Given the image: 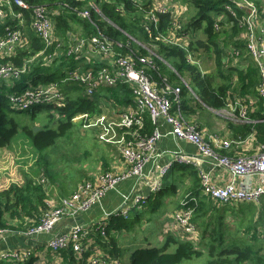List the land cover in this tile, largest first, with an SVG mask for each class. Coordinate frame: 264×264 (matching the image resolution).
Masks as SVG:
<instances>
[{"label": "trees", "instance_id": "16d2710c", "mask_svg": "<svg viewBox=\"0 0 264 264\" xmlns=\"http://www.w3.org/2000/svg\"><path fill=\"white\" fill-rule=\"evenodd\" d=\"M25 1L30 6L40 5L49 9V11H54L51 18L55 35L64 43H61L58 49L56 45H53L44 51L45 55H57L54 57L55 60L48 66H44L41 58L30 63L29 60L44 49V44L25 25L24 34L28 39L27 46L16 49L10 58L0 60V64L6 62L17 68L23 66L26 68V71L17 80L6 82L0 79V149L9 147L19 130L17 122L10 117V114L15 110L10 107L8 95L21 93L29 87L53 83V81L61 79L64 75L66 76L67 72L76 68H81L86 73L97 74L105 64L100 61L96 64H93L91 60L87 61L83 58L82 51L77 55L70 53L69 46L71 44L76 45L79 39L88 40L99 36L113 44V49L114 51L116 49L118 54L122 56L130 55L138 69L144 67L139 62L140 58H150L153 68L145 65L144 70L151 80L158 85H162L164 81L166 83H171L172 80L180 82V78L186 76L190 88L188 90L184 84L180 83V94L177 102L172 104L173 112H180L181 115L192 113L189 103L193 101V95L208 108L213 110L223 109L227 104L228 92L233 84L232 80L236 77L239 84V90L236 91L238 95L240 97L253 96L258 99L259 109L249 115V118L253 120L262 118V101L256 91L259 85V73L254 64L249 62L247 68L243 70L233 66L223 68L225 63L222 55L228 46L240 51L239 58L246 52L243 40L244 31L242 29L234 27L227 33L224 30L216 32L213 27L218 17L232 19L225 11L227 0H186L193 10V15L182 26V36L188 33L191 35L187 51L165 43L152 42L156 45V51L152 53L129 39V37H134L137 40L149 43L147 33L142 28V22L147 20V15H150L152 0L142 3L141 6L132 0ZM254 1L258 7L264 8V0ZM89 2H93L97 6L100 14L91 8ZM116 8L120 12H116ZM2 10L6 13L7 18L4 23H0V37L6 32L5 27L16 25V21L9 18L7 8ZM84 10L90 11V19H85L79 15ZM13 11H21L28 20V11L21 10L18 7H14ZM155 17L159 22V29L151 30V34L153 36L157 34L164 35L172 26L173 19L169 14H157ZM219 24L222 25V23ZM74 27L80 28L82 34H79L77 39L69 41V35L73 36L71 32L74 31ZM197 31L202 32L205 37L204 41L195 39L194 33ZM226 34L229 36V42L222 50L219 47L218 36ZM200 50L213 52L215 56V71L213 73H204L199 66L190 64L187 61L188 53L194 54L196 58L195 54ZM216 80H220V83L217 84ZM76 83L71 80L63 85V89L60 88L61 92L64 93L63 96H65L61 100L38 105L27 111L33 115L32 117H34L36 111L43 107L49 109L50 112L49 125L40 128L37 133L26 127L22 128L35 150L41 152L52 146L57 138L64 136L73 126V120L77 116L83 117L81 123L83 125L87 124L88 119L99 116L102 112L100 99L113 103L120 112L135 109L131 88L120 81H117L113 86H99L97 88L99 90H93L90 95H84L80 87L69 93V90H67L69 85L76 86ZM171 100L173 101V97ZM142 122V127L138 129L137 133L148 138L154 131V125L146 113L142 114ZM242 125L245 131L244 135L254 130L258 141L264 144V123H245ZM37 163L42 175H44L46 165L41 163L39 156ZM172 169L173 171L178 170L182 174L179 175L180 179H173L172 173L167 172L161 181V186L151 197L150 205L155 203L156 206V202H159L162 197L174 195L179 185L183 183L181 177L185 176L184 173L191 172V168L183 164H174ZM187 176L191 178L192 186L188 191L189 196L186 207L192 209L191 222L200 232L198 243L181 241L172 235H167L164 243L158 247L133 250L129 256V264H182L184 261L199 259L203 255L207 256V261L204 264H264V236L261 235L260 238L256 232H253L251 233V240L248 241L238 236V234L237 242L231 236V239H227L224 225V221H227V219H225L223 213L228 210V206H224L226 204H215L203 197L200 192L199 177L197 178V175ZM46 199L44 186L28 177H24V181L20 186L11 184L7 189L0 191V229L25 231L36 226L47 210ZM233 214L237 218V212ZM260 216L258 217L259 222L262 220ZM124 220L127 219H121L118 216L111 217L105 229L106 237L110 236V230L125 229L127 225ZM251 229H255V226L250 227L249 225L245 230L248 233ZM98 238L100 239L98 240ZM101 238L98 233L95 234V245L106 250L108 254L99 253L100 256L117 258L118 249L114 248L113 237L107 238L106 241ZM172 247L174 249L170 250ZM92 252H86L81 259H77L72 251V246L68 245L66 249L57 253L61 258L59 264H86V259ZM0 264H40V261L38 256L30 254L22 261L11 257L2 258Z\"/></svg>", "mask_w": 264, "mask_h": 264}, {"label": "built area", "instance_id": "2783aa9c", "mask_svg": "<svg viewBox=\"0 0 264 264\" xmlns=\"http://www.w3.org/2000/svg\"><path fill=\"white\" fill-rule=\"evenodd\" d=\"M141 6L143 2L148 0H132ZM91 8L100 14L97 6L93 2H89ZM14 7L28 11L29 18L26 20L24 14L14 12ZM7 8L9 18L16 21L14 27H5V33L0 37V60L10 58L18 48H25L28 39L24 34L25 25L36 35V37L44 44V49L35 54L29 62L35 59L43 58L46 63L53 60L56 56L45 55L44 51L53 45L57 49L61 46V40L55 35L54 24L51 16L54 11H49L44 6L29 5L25 0H0V23H4L7 18L6 13L2 10ZM185 6L181 7L177 3L167 4L163 0H156L151 5L150 15H147L148 22L156 26V14H173L179 16L177 11L183 12ZM225 11L231 16L229 24L232 27H238L244 31L245 50L252 59L259 72V85L257 87L258 96L262 101V118L253 121L247 116L246 107L239 101L235 100L229 105L232 113L227 114L230 120H236L239 123L251 124L253 122L264 123V8L258 7L252 0H227ZM116 12H120L117 8ZM120 14V13H119ZM79 15L85 19H90V11L84 10ZM122 15V14H120ZM174 17V18H175ZM222 17H218L213 27L216 32L222 30L219 22ZM175 21V20H173ZM173 24L165 35L151 34L148 24L143 27L149 33L151 42H161L168 45L176 46L187 51L188 43L176 36L175 31L179 23ZM89 48L90 53L98 60L104 61L106 65L95 73L78 74L73 72L69 78H65L63 82L72 80L85 86V93L91 94L93 90L99 86H113L117 81L128 85L131 88L135 109L122 111L118 114L117 122L114 124L118 131L123 130L127 139L118 141L121 156L128 166V171L123 174H112L104 172L98 175L93 181H88L80 185L77 190L70 196L60 199L57 204L50 206L44 213L40 222L25 231H19L22 235L33 237L40 233H49L57 223L66 217H75L91 210L101 202L105 194L114 190L116 186L128 178L136 179V182L146 180L147 175L154 173L158 178L149 182V188L155 193L161 186V179L165 176L167 167H159L155 164L156 157L153 155L156 142L165 136L173 139L186 141L192 144L196 149V158L213 168H219L226 171L233 178L249 179L248 182H242L238 186L234 183H228L223 187H217L211 184L204 172H200L199 180L202 193L212 201L221 204L231 203H257L264 197V145L261 149L251 156H227L217 151L218 149H229L230 142L216 137L209 140L201 133L200 129L193 124H189L180 112L172 111L173 102H177L180 94L179 87H171L165 81L161 88L157 83L152 81L144 70L145 65L153 68L150 58H140L139 62L144 65L142 68H136L134 60L130 55L116 54L113 44L103 39L101 36L92 37L91 39H79L77 44L69 46V52L78 54L84 49ZM228 56L235 61L240 56V51L230 48ZM227 58L225 57V62ZM187 61L190 64L197 65L191 55H187ZM146 68V67H145ZM110 69V70H109ZM26 71L25 66L17 68L10 63L0 64V79L6 82L17 80ZM56 83L47 85H37L29 87L21 93H12L8 96L11 109L15 111H25L31 107L43 104H50L61 100L60 90L58 91ZM188 88V87H187ZM189 89V88H188ZM173 97V101L171 98ZM146 113L154 125V131L148 138L140 136L137 131L142 127V114ZM163 120L168 126L167 134L158 131L157 121ZM133 128V129H132ZM176 162L186 164L188 160L179 152H174ZM160 157V154L157 155ZM42 182V181H41ZM133 190V189H132ZM144 204V199L133 193L122 195V201L118 210L104 214L103 218L98 220L91 228L72 227L66 234H56L47 243L48 250L57 254L59 251L66 249L68 245L72 246V251L77 259H81L86 252L93 251L86 259V264H120L118 258H110L109 256H100L94 249H88L85 240L92 229L98 233L102 239H106L105 229L108 220L113 216L128 219L129 213L138 204ZM186 207V205H183ZM192 209L186 207L174 213L171 218L174 226L178 227L184 235H192L195 232V226L191 223ZM11 229H0V235ZM30 254L24 255L23 258L18 256H10L15 260L22 261ZM58 255V254H57Z\"/></svg>", "mask_w": 264, "mask_h": 264}, {"label": "crops", "instance_id": "0c3cea01", "mask_svg": "<svg viewBox=\"0 0 264 264\" xmlns=\"http://www.w3.org/2000/svg\"><path fill=\"white\" fill-rule=\"evenodd\" d=\"M163 1L169 5L177 3L181 7L185 6V4H182L180 0H163ZM155 2H156V0H152L153 4ZM187 8L188 7L185 6V10L183 12L177 11L179 13V16H177V17H175L173 14L169 13V15L172 17V19L175 20L172 22V26H170L169 29H172L171 27H173L174 23L176 25H178L177 23H179V26H178L179 29H177L175 31L176 36L178 38H180L181 40H186L188 43L190 41V39L187 38L188 35L184 34L185 36H182V31H183L182 26H183V24H185L189 20L188 19L186 21L187 17H183L184 13L187 11ZM156 21H157L156 26L149 23L148 19L144 20L142 22V28L147 33V37L149 40V43H146V44H148L152 47H156V45L152 44L151 39L149 38V33L143 27V24L147 23L148 24L147 26L150 28V31L151 30H158L159 29V22H158L157 18H156ZM180 21H181V23H180ZM78 29H80V28H78ZM166 32H165V34H166ZM71 33H73V36L69 35V38H68L69 41H71L72 39H77L79 37V34L80 35L82 34V30L80 29V31H77V27H74V31ZM76 33H78V34H76ZM129 39L133 43H135L136 45L141 46L143 48H146L151 53L153 52L151 49L145 47V45H144L145 42L137 40L134 37H129ZM61 43H64V42L61 41ZM219 47H220V49H222L221 46H219ZM229 49H230V46H228L225 49V52H227ZM155 50H156V48H155ZM84 51H85V54H83V58H85L87 61H89V60L93 61V64L94 63L96 64V62L99 63V60L97 58L93 57L91 54H90L91 57L86 56V55H88L86 53H90L89 48L88 49L85 48ZM115 51H116V49H115ZM208 52L204 51L203 53L208 54ZM115 53L118 54L117 51ZM188 54H190V53H188ZM224 54L225 53H223V55H222L223 61L225 63V67H223L224 69H226V67L233 66V67H238L239 69L243 70V69L247 68L246 66L249 62H252L254 64L252 59L245 52V54L243 56H241L239 59H237L236 61L233 58H231L230 59V65H226L227 63L225 62V55ZM190 55H191V58L196 63H198V66L202 70V67L205 66V62L207 61V57H201L200 59H198L197 53L195 54L196 58L194 57V54H190ZM213 56H214V54H213ZM54 60L55 59L46 63L45 60L42 58V62L44 64V66H48ZM214 60H215V56H214ZM101 62L106 65V63L104 61H101ZM254 66L257 69L255 64H254ZM73 72H76L78 74L86 73V72L82 71L81 68H76V69H73L72 71L67 72L66 76L64 75L61 79L53 81V83L57 84L56 87H57L58 91L60 90V88L63 89V85L65 84L63 82V80L65 78H69L70 74ZM202 72L211 73V71H209V70L202 71ZM66 83H67V81H66ZM180 83H182L186 87L190 88L188 86V81L186 82L183 79H181L180 82L176 81V80H172L171 83H169V85L171 87L175 88V87H179ZM232 83L233 84L231 86V89L228 92L227 104L223 109L213 110L211 108H208L195 95H193L194 99H193V101H191L189 103L192 113L185 114V115L183 114L182 116L185 118V120L189 124H193L197 128H199L201 133L203 134V136L206 139L208 138L209 140H211V138L216 137V138H219L222 140L229 141L231 143L229 149H218L217 148L218 152L225 154L227 156H230V157L231 156L255 155L261 149V146L264 145L263 143L259 142L258 139L256 138L255 131L252 130L250 133L244 135L245 131H244V128L242 127L243 126L242 124H244V123H239L235 119L230 120L227 118L226 115H225V117L218 115L219 112H222L224 110L230 111L229 105H231L235 100H239L246 107L248 117H250L249 115H251L252 113H255V111L257 109H259L258 99L256 97H253V96L240 97V95L237 94L236 90H239V84L237 82L236 77L233 78ZM76 84H77V86L69 85V88L67 89V90H69V93L74 92L77 87H80L83 90V94L85 95L86 94L85 93V86L83 84H80V83H76ZM157 86H158V88H161L162 85L157 84ZM98 90L99 89H97V91ZM256 91H257V89H256ZM60 93H61L62 98L65 97V96H63L64 93L61 92V90H60ZM11 94H9V95H11ZM105 106H108V109L111 110L112 113H110V114L118 115L119 113L122 112V111L120 112L119 109H117L113 103L106 102V101L100 99V108H101L102 112L99 116H102L105 113H107V112H104ZM31 108H34V107H31ZM28 110H25V111H28ZM204 110L206 112H203ZM15 112H21V111H15ZM99 116H94L92 118H96ZM77 117H82V116H77ZM92 118L88 119V121L91 120ZM253 121H256V120H253ZM80 122L82 123V121H80ZM255 123H257V122H253V124H255ZM82 127H85L87 129L91 128V127H89V125H84ZM34 128H38L40 130L39 127H34ZM157 128H158V131L161 132L162 134H167L169 129H170L169 126L163 120L157 121ZM37 132H34V133H37ZM127 138H128V135H126L123 130L119 131V139L120 140L127 139ZM98 143L100 144V142H98ZM101 144H103V143H101ZM106 146H109V145H106ZM5 149H7V148L0 149V151H4ZM116 150H117L116 154L115 155L112 154L108 158L99 157V156L97 157L96 155L90 157V156L86 155L85 153H83V154H80L79 157H75L71 161L69 160L68 164L65 162V160H62V159L60 160V158H58V156H57L55 158L50 159V160H55V163H57V165L53 164V165L49 166L48 164H46V167H44L45 174L42 175V172H41L39 174L40 175L39 179L35 180V181L36 182L38 181L41 185L44 186L46 184V182H48L47 179H45V177H47L48 180L51 183H53L54 182L52 180L53 175H62L61 176L62 178H63V175H68L69 180L65 179L64 181H62V185H61V186H69V187L72 186V188L75 187V189H73L71 193L66 194L63 192V194H66L65 196H63V198L68 197V196L72 195L80 185H82L83 183L88 182V181H93L98 175H100L104 172H110L112 174L126 173L128 171V166L126 165V163L124 162V159L121 156L119 145L117 146ZM174 152H179L186 157L188 162L186 164H183V165L189 166L191 168V172H189V173L186 172V173H184L185 176L181 177V179L183 180V183L179 185L178 190L174 195L162 197L159 200V202H156V204H157L156 206H155V203L152 204V211L159 210V209L164 210L163 215L160 218V221L163 224V227H161L162 228V235L161 236L158 235V237H157L158 242L157 243H158V245H162L164 243L165 237L167 235H172L173 237L178 238L181 241H191L194 244H197L199 241V233L200 232L198 229H196V226L193 224V222H191V223L193 224V226H195V232L192 235H184L178 227L171 225V223H172L171 216L174 213H176L177 211L186 208L183 206L184 204L187 205V199L189 196L188 191L192 186L191 178L188 177L187 175H197V178H198L200 175V172H204V174L207 175L209 182L211 184L217 186V187H223L228 183H234L235 185L238 186L242 182H248L249 179L233 178L226 171L219 169V168H213V167L207 165L206 163H203L202 161H200L199 159L196 158V149L192 144H190L186 141H182V140H177V139L175 140V139H173L167 135L165 137L160 138L156 142L155 148L153 151V155L156 157L155 164L159 167L166 166L167 167L166 174H167V172L172 173L173 179H180L179 175H182L180 172H178V170L173 171V169H172L174 164H179L176 162L177 161L176 156L173 155ZM159 154H160V157L157 156ZM36 157L38 158L37 155H36ZM37 158H36V165L38 167ZM95 161H99V164L96 165ZM166 174H165V176H166ZM0 175H3L1 170H0ZM72 177H77V179L75 178L74 181H70V178H72ZM155 178L159 179L158 175L151 173L150 175H147L146 180H144L142 182L137 183L136 179H134V178H128V179L122 181L121 183H119L116 186V188L114 190L107 192L105 194V196L103 197V199L101 200V202L99 204H97L96 206H93L91 208V210H89L88 212L83 213L81 215H77L75 217L63 218L62 220H60L59 223H57L55 225V227L49 233H40V234H37L33 237H27V236L22 235L17 230L6 231L2 235H0V259L10 257L12 255L13 256L16 255L21 259L26 254L27 255L33 254L35 256H38V258L40 260V264H59V263H61L60 256L53 253V252H50L48 250V247H47L48 241L56 234H66L70 230V228H72V227L91 228L94 225V223H96L98 220L103 218L104 214L118 210V208L120 207L121 201H122V195H127L129 193H133V195H137V196L141 197L142 199H144V201L146 200V202H145V204L140 203V204L136 205L134 208H132V210L129 213V216L130 217L132 216V217L130 218L128 216V219H127L128 225L126 228H128V226L140 224L141 221H145V220H147V225H148V223H150V220H148L147 218L143 219V214L148 213V209H149L150 203H151L150 200L154 194L151 192V190L149 188V182H151ZM2 179L3 178H0V191L7 189L11 184H15V185L18 184V182H16V181L13 182V179L10 178V179H7L6 181L11 180L12 183L9 186L4 187L3 186L4 183H3ZM200 192H201V195L203 197L208 199L202 193L201 187H200ZM46 195H47V199L45 200V203L47 202L50 206H52L53 204H57V202L60 199H62V198H59V200L57 202H55L56 199L54 200L53 198H51L48 193H46ZM178 195H180L181 197L183 196L184 199L182 198L181 200L180 199L177 200L176 197ZM208 200L212 201L211 199H208ZM263 200H264V197H262L257 203H250V204H258L259 205L261 203L260 205H264ZM212 202L215 204H219V205L221 204V203H218L216 201H212ZM237 204L241 206L242 204H249V203H231V204H226L224 206H228L229 208H233V207L237 206ZM47 210H48V207H47ZM118 231L119 230H117V229L116 230L115 229L110 230L109 231V235H110L109 237H112V232H114V235H116V233H118ZM95 234L96 233L91 229L90 234L88 235V237L85 240L86 247L88 249H91V250L94 249L97 253L108 254V252L106 250H103L101 247L95 245ZM107 237H106V239H102V238L101 239L103 241H106ZM99 239L100 238H98V240ZM144 241L147 242V247H153L152 244L150 245L151 240H149L148 237ZM116 244L117 243L114 239V248H116ZM120 256H121V251H120V249H118V257L117 258L119 259V261H120ZM120 264H121V261H120Z\"/></svg>", "mask_w": 264, "mask_h": 264}, {"label": "rangeland", "instance_id": "374dc122", "mask_svg": "<svg viewBox=\"0 0 264 264\" xmlns=\"http://www.w3.org/2000/svg\"><path fill=\"white\" fill-rule=\"evenodd\" d=\"M180 1L182 4H185V6L188 7L187 11L183 15V17H187V21L193 15V10L189 7L186 0ZM219 23H222V30L226 31L227 33H229L231 29L234 28L230 26L229 19L226 17H222ZM77 31H80V29L77 28ZM194 34L195 39H199L202 41L205 40V37L201 31H197ZM187 35V38L191 39L190 33H188ZM219 42L221 48L223 49L229 42V36L227 34L218 36V43ZM146 43L148 42H145V44L143 43L145 47L151 49L153 52L156 51V47H152ZM203 52L204 51L201 50L197 52L198 59H200L201 57H207V61L205 62V66L202 67V71L209 70L211 71V73H213L215 71V60L213 52L209 51L208 54ZM224 55L227 58L226 65H230L231 58L228 56L227 52H225ZM86 56L91 57V55ZM181 79L187 82L186 76H183ZM69 81L71 80H68L67 82ZM216 83H220V80H216ZM104 112L107 113L102 116L92 118L91 120L87 121V124H84L89 125V127H91L90 129L82 127L84 126L80 122L83 119L82 117H76L73 120V126L67 131L64 136L57 138L52 146L47 147L39 152L34 149L30 139L27 138L22 128H42L49 125V109H47L46 107L41 108L40 110L36 111L34 117H32L33 115L27 111H13L10 114V117H12L17 122L19 130L16 136L13 138V141L11 142L9 147H7V149H5L4 151H0V170L3 173V175H0V178H3V186H9L12 183L11 180L6 181L10 178L13 179V182H18L19 185L23 183L24 177H28L30 179H33L34 181L38 180L41 171L36 165V155L41 158L42 164H48L49 166L53 164L57 165V163H55V160H50L57 156L58 158H60V160H65V162L68 164L69 160L71 161L73 160V158L79 157L80 154L83 153L90 157L96 155L97 157L99 156L104 158H108L112 154L115 155L117 152L116 148L118 146V141L120 140L118 131L119 128L114 126V124H116L117 122L118 115L110 114L112 112L108 109V106L104 107ZM203 112L206 111L204 110ZM228 113L231 112L228 111ZM218 115L222 117H225V115L227 116L225 110L219 112ZM97 141L100 142V144ZM101 143H103L104 145ZM95 163L96 165H98L99 161H95ZM61 176L62 175H53V183H51L48 178L45 177L48 182H46L44 188L46 190V193H48L51 198H53L54 200L56 199L55 202H57L59 198H63V196L71 193L72 190L75 189V187L72 188V186H61L62 181L68 179V175H63V178ZM75 178L77 179V177L70 178V181H74ZM63 192L66 194H63ZM182 198L183 196L181 197L180 195L176 197L177 200H181ZM260 204H242L241 206L237 204V206L233 208L228 207V210L223 213L225 219H227V221H224L226 229L225 236L227 239H231V236L232 239L237 242L238 234V236H241L248 241L251 240V233L253 232H256L260 238L261 235L264 236V205ZM163 212V209L152 211L151 204L148 209V213L143 214V219L147 218L148 220H150V223H148V225L147 220H145L141 221L140 224L128 226V228L126 229L119 230L116 235H114V232H112V237L117 243L115 249H120L121 251V264H129V256L133 250L137 248L147 247V242L144 241L145 239H147V237L149 240H151L150 245L152 244L153 247L160 246L157 243V237L158 235H162L161 227H163V224L161 223L160 218L162 217ZM236 212L237 218L233 214ZM259 215H261L260 217L262 218L261 222L258 221ZM124 221L126 225H128L127 220ZM171 225H174L173 220ZM249 225L250 227L255 226V229H251L247 233L245 229ZM250 242L252 243L253 241ZM173 249L174 247L170 248V250ZM206 259L207 256L203 255L199 259L184 261L182 264H204L207 261Z\"/></svg>", "mask_w": 264, "mask_h": 264}, {"label": "water", "instance_id": "95a60500", "mask_svg": "<svg viewBox=\"0 0 264 264\" xmlns=\"http://www.w3.org/2000/svg\"><path fill=\"white\" fill-rule=\"evenodd\" d=\"M39 129L38 128H33V131L34 132H37Z\"/></svg>", "mask_w": 264, "mask_h": 264}]
</instances>
